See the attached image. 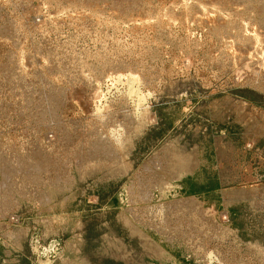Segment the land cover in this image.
Returning <instances> with one entry per match:
<instances>
[{
  "label": "rangeland",
  "instance_id": "obj_1",
  "mask_svg": "<svg viewBox=\"0 0 264 264\" xmlns=\"http://www.w3.org/2000/svg\"><path fill=\"white\" fill-rule=\"evenodd\" d=\"M2 159L0 264H264V0H0Z\"/></svg>",
  "mask_w": 264,
  "mask_h": 264
},
{
  "label": "bare ground",
  "instance_id": "obj_2",
  "mask_svg": "<svg viewBox=\"0 0 264 264\" xmlns=\"http://www.w3.org/2000/svg\"><path fill=\"white\" fill-rule=\"evenodd\" d=\"M101 138V137H100ZM104 138V137H103ZM105 139H106V137H105ZM115 139V138H114ZM107 140V139H106ZM100 141V140H99ZM103 143L105 142L104 140L102 141ZM107 143H108V141H107ZM106 143V144H107ZM99 144V143H98ZM105 144V143H104ZM109 146V144L107 145V147ZM96 147V146H95ZM104 147V146H103ZM113 147V146H112ZM111 146H110V148H112ZM105 148H106V146H105ZM110 150V149H109ZM104 151H105V149H104ZM101 152H103V150L101 149ZM110 152H111V150L109 151V153H108V151H107V155H106V153H105V157L106 158H109V157H111L110 155ZM103 153V154H104ZM99 154V153H98ZM114 154V153H113ZM102 155V154H101ZM115 155V154H114ZM117 156V155H116ZM115 156V157H116ZM117 159H118V157H117ZM21 160V159H20ZM114 160V159H113ZM112 161V160H111ZM20 161H19V157H17L16 156V159H15V161H13V164L15 163H17V166H18V163H19ZM158 163V162H157ZM21 164V163H20ZM159 165V164H158ZM14 165H7V163H6V161L5 160H0V176L2 177H0L1 179H0V194L1 193H3L4 195H5V191L8 189V185H9V179H10V177H11V173H17L18 172V169L17 168H15V167H13ZM19 167V166H18ZM157 167V166H156ZM156 167H154V168H156ZM17 169V170H16ZM143 169V168H142ZM20 170L21 171H23V169L22 168H20ZM20 171V172H21ZM142 171H144L145 173H147V172H151V169L147 166V167H144V169L142 170ZM26 173V172H25ZM141 178V177H140ZM140 181V180H139ZM154 181V180H153ZM164 182V181H163ZM144 183V182H143ZM141 184V183H140ZM152 185H155V181L152 183ZM141 187V186H140ZM7 188V189H6ZM3 189H6V190H3ZM144 189V188H143ZM146 189H150V188H146ZM147 192H148V190H146ZM140 192V191H139ZM131 193V192H130ZM144 193V192H143ZM142 193V194H143ZM35 194V193H34ZM132 194V193H131ZM142 194L140 193L139 195H141L142 196ZM3 195V196H4ZM146 195H147V193H146ZM145 196V195H144ZM143 196V197H144ZM46 197V196H45ZM2 198V197H1ZM4 198H6L7 199V197H4ZM5 199V200H6ZM143 199V198H142ZM2 200V199H1ZM0 200V201H1ZM179 203H177L176 204V206H174V204H166V207L168 208V210L169 209H171V208H173V210H177V208H178V205L179 204H182V205H184V201H178ZM184 202V203H183ZM190 202V201H189ZM16 203V202H15ZM2 204H4V200H3V203ZM8 204V203H7ZM9 205V204H8ZM181 205V206H182ZM186 205L188 206V203L187 204H185V207H186ZM0 206H1V204H0ZM12 207V206H11ZM10 207V208H11ZM165 207V206H164ZM177 207V208H176ZM189 207V206H188ZM7 208V207H6ZM13 208V207H12ZM180 208V207H179ZM5 209V208H4ZM187 209H189V208H187ZM186 208H184V210L185 211H188ZM193 209V208H192ZM167 210V209H166ZM8 211V210H7ZM133 211V210H132ZM179 211V210H178ZM180 211H182L181 209H180ZM135 212V211H134ZM189 212V211H188ZM188 212H187V214H188ZM194 212V211H193ZM175 213V212H174ZM178 213V212H177ZM176 213V214H177ZM207 213V212H206ZM181 214V213H180ZM182 214H183V212H182ZM190 214V213H189ZM186 215V214H185ZM194 215V214H193ZM199 215V214H198ZM187 216V215H186ZM197 217V216H196ZM187 218V217H186ZM184 219V218H183ZM188 219V218H187ZM208 219V218H207ZM192 220V219H191ZM205 220V219H204ZM161 221V220H160ZM190 221V220H189ZM176 222V221H175ZM163 223V222H162ZM186 223V222H185ZM187 225V224H186ZM194 226V225H193ZM181 227V226H180ZM178 229V228H177ZM195 230V229H194ZM181 233V232H180ZM172 237V236H171Z\"/></svg>",
  "mask_w": 264,
  "mask_h": 264
}]
</instances>
